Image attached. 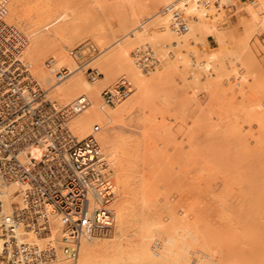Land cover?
Wrapping results in <instances>:
<instances>
[{"label": "bare ground", "instance_id": "bare-ground-1", "mask_svg": "<svg viewBox=\"0 0 264 264\" xmlns=\"http://www.w3.org/2000/svg\"><path fill=\"white\" fill-rule=\"evenodd\" d=\"M35 1L37 2V0ZM214 1L209 3L208 5H203L200 3L199 0H161L162 15L160 14L161 16L158 19L160 21H157L160 23H158V25L155 24L156 26H158V27H155V30L156 28H158V31L156 30V32L160 34L162 42L167 41L170 44L171 42H173L174 44H177L176 46L174 45L175 47L179 46L178 49L176 48V50H181L179 48L183 47L184 49L185 46H183V44L185 45L188 42V39H186L187 37H184L186 34L188 36L190 34L191 36L193 35V38L195 36L198 37L200 35L199 37L201 39L203 38L202 37L203 35L201 34L206 33L205 32L206 30L212 29V30H209V32L213 30H217L215 28L217 27L215 23H217L219 21V18L221 17H223V20L225 19L224 18L225 13L220 9L219 4H221V2L224 1L226 2V6L232 7L230 3L233 0H214ZM8 2L10 3L7 4L5 20L7 21V17H9V18H12L11 20L13 21L16 20L14 21L15 23L17 22L20 23L19 24L20 26H18V24L14 23L15 24L14 25L12 24L13 22L9 23V20L7 21L13 27V30L16 36L18 37V39L23 43L22 58L23 60L25 59L24 62L28 65V68L30 67L29 69L30 73L35 78V80L41 85V87L46 91L47 97L50 98L51 96L52 97L54 96L55 99H57V101L60 99L63 102V104L61 105H66L72 102L74 99H76L80 95L84 94L87 96L89 100L88 106L83 111L76 113L68 123V128L70 132L69 136L73 140L78 141L86 137L89 134L96 133L97 135L96 134L95 135L98 136V138L95 135L94 136L96 140L98 141L100 148H101V152L103 156L105 157L109 165V168L111 170L110 174H111L113 184H114L115 195H117V199L114 200L113 198L112 202L110 203V207L114 211V223H113V228H112L113 233L112 234L110 233L111 236H109V238H104V236H108L110 234L104 235V236L82 237L79 240L78 254H77L76 260L74 261L75 262L74 264H264V144L259 143L261 146L257 147L256 145L257 141L255 143V141L252 140L254 137L256 138V136L258 140V134L261 133L260 131L262 130H259L258 134L253 133V135L255 134L254 137L252 136L253 138L249 137L252 134V133L250 134L249 132L250 129L249 131L246 130V132H249L247 134H245L246 132L243 131V133L245 134V137L247 135V138L248 137L251 138L250 140L253 141L252 142L253 144L251 142H247L246 140L243 141L241 137L244 136V134L242 135L241 133H238L242 136L237 137L239 136L237 134L239 130L237 131L236 129L237 127L236 125L239 124L238 121L236 120L233 121L232 117L234 116L231 117L229 115L230 110L229 112H227L226 110L228 109L224 107L225 110L222 114H224L225 116L228 115L231 117V118L227 117L228 119L226 118V120H229L228 123L222 117L223 119L221 120L224 121L223 123L225 122L227 123L225 125L223 124L224 126H226V127L223 126L224 131H222L221 133L216 132L217 134L214 133L215 132L214 131L213 132L214 135H212L213 133L211 132V136H208L210 134H207V132L205 131L204 135L205 136L207 135V137H203L204 139L206 138L205 140L201 139V142L202 141H204L203 143L206 142L205 145H207V147L205 148H207V150L205 148L203 149L209 152L210 157L207 155L208 158L205 159L206 154L204 153L206 152L204 153L202 152L205 155V158L200 160V163L199 165L197 164L198 165L197 167H195L196 165L195 161L197 160H193L194 162L191 160H188L189 161L188 162L186 160L187 161L186 167L188 163L193 162L192 168L195 167V169L192 171L190 167L191 164L189 165L191 171H186L187 169H189L188 167L187 169L181 168V170L183 169L184 172H182L183 170L181 171L182 173L178 172L182 176V178L180 177L181 179L178 182H176V179L180 175L179 174L177 175L176 173H174L178 177H174L175 179L171 178L172 181H174L172 184L173 185L172 187V185L170 184L172 181L170 180V178H166L168 175H165V172L164 173L160 172V173H161V176L163 174L166 179L163 176L161 178L159 177V169H161V167L162 168L164 167L162 169L164 171L165 164H167L166 162L170 161L168 155H170L172 159V155H171L172 152L169 150V152L171 153L166 155V153H163L159 150V149H162L163 147L160 148V146L157 145V142H154L155 140L152 139V136H150L151 140H148L150 137L148 138L147 136L143 135L140 137L141 138L147 137V140L151 141V143L153 142L155 145L153 147V143L149 144V145H152V147L150 148V146L149 147L147 146L148 148L146 150H148V152L145 153L147 155H143V150L146 148V144L148 143V141H143V142H146L145 147H144L142 146L140 142L141 140L136 137L137 135L134 137H132L133 135H130L131 138L127 139V137L123 136V134L120 131H117V129L119 128L120 124H122L121 121L127 122L126 116H129V115L131 116L132 112H137L140 110L143 111L142 109L145 107L144 106L145 100L148 99L146 96L149 92L155 90V94H156L157 90L162 91V88L160 89L158 88V86L161 87V83L165 84L166 82H162L161 78L162 76H166L164 75V73L167 72L166 70L167 68H170V72L173 74L174 73L173 70L176 71L175 70L176 63L173 64L174 68H172L170 66L171 62L166 61V58H167L166 54L162 53L163 55L161 54V57H160L161 59L157 60V64L159 65H155L157 66V69L153 70L152 71L153 73L148 72L149 75L146 76L147 74L142 72L143 70L140 71L136 68L137 63L136 64L133 63L129 50L124 48V46L121 47L120 49L118 47L117 49L119 50L115 49V51L117 50L116 53H113L110 56L107 55L106 57L102 54L101 56H99L98 58L94 60L95 63H99V66L101 68L100 73H103L104 76L98 77L94 81H87L83 77L81 70H79L81 65L79 66L75 65L74 58L71 57L70 55H66L67 52L66 53L63 52V47L67 48L69 45H71L72 43L71 38L75 39L79 37V36L76 37L78 34L77 30L79 31V29L75 25L76 17L75 18L73 17L72 27H70L71 30H67V32H65L66 31L65 27L64 29L60 27L59 25L56 27V24H57L56 22H60V20H62L68 15L67 13H65V11H62L61 8H63V6L61 4L60 6H56V4L55 6L52 5L50 8L48 7V9L44 8L42 10L43 14L41 13L42 14L41 16H39L40 14L39 15L37 14L38 16L36 15V18L33 17L34 18L33 19L31 16H29L32 14V13L31 14L29 13L32 11L33 7L29 8L30 7L29 6L26 12L23 7L20 8L22 0H11V1L8 0ZM12 2H14V4L15 3L20 4L17 7L20 9L23 8L22 10H24V12H26L27 14L24 12L17 13L16 12L17 9H15L16 6L15 5L12 6ZM24 2L26 1L24 0ZM259 2L260 4H257L256 2H254L255 4H253V9H251L250 11L251 12L250 18L244 20L245 22L243 21V24L245 23V26L250 28L251 30H252V26L254 29L257 23L259 24L260 20L258 16L261 12H264V0H260ZM176 3L180 7V9H182V16H183L184 21L186 22V28L188 27V30H186V28L183 29L184 31L182 30L184 32L183 38H181L182 34L180 31L175 32L173 30V20H172V14L170 11V6L173 4L175 5ZM222 6L224 7L225 4ZM34 9L35 8H33V10ZM37 10L40 11L39 8ZM36 12H34V14ZM34 14H32V16ZM187 19H189V23L187 22ZM39 20H42V22L44 20L43 24L36 25L39 23L38 22ZM220 20H221L220 22L223 21L222 18ZM52 24H55V28H53L54 25ZM187 24H189V26H187ZM50 25L52 27H49ZM42 26H44L43 28L44 30L41 28ZM20 28H22L25 31L27 30V34H24L25 32L22 33L23 30ZM47 28H52V29L47 30L48 31L47 32L46 31ZM152 29L154 30V27ZM41 30L47 33H39ZM133 30H138V26L137 27L135 26ZM185 31H186V34H185ZM50 32H53L56 38H57V35L59 37L60 35L62 36L60 38L58 37L59 39L57 40L56 38L54 39V36H52L53 34H51ZM65 33L69 35L70 42L69 41L65 42V40L63 41L62 37L65 36ZM178 33L181 35L179 36ZM216 33L214 32V34ZM25 36H26L27 41L25 39ZM204 37H207V35L205 34ZM61 38H62V41L60 40ZM25 41L26 43L24 47ZM148 41L149 40H148L147 35L144 33V31L143 32L141 31L140 33L137 34L136 40L132 42L130 41L129 44L140 43L141 45H144V43L147 44ZM180 43L182 44V46H180L181 45ZM195 50L193 49L192 51H195L196 53L197 48ZM49 52L52 53L51 59L55 63L54 65L56 69L60 67H66L69 70L70 74L67 76V78H64L65 80L64 79L60 81L56 80L55 75L53 74L52 70L47 68L45 63H44L45 66H42L43 57L46 56V54ZM176 53L178 55V56L176 55L178 59L175 56L176 58L175 62L177 60L178 62H181L183 68L186 66L188 67L189 65L191 66L192 62L190 61L189 58H187V55L181 52H178V51ZM184 53H186V51ZM201 55L203 56V54ZM205 55L206 53L203 56L205 60L200 59L197 62H193L194 68L192 69L197 70L196 73L193 71L194 76H196V78L199 77V75L201 77V74L199 73L200 71L204 72L205 70L207 72V70L210 69L211 62H213L212 59L216 56V53L210 52V54L207 56L208 60H206ZM26 58L29 60L30 63L28 62ZM209 59H211L212 61ZM215 62L218 64L220 63L218 61H215ZM226 67L223 66L220 68L226 69ZM171 68L173 69L172 71H171ZM232 69L234 70V68ZM206 72L204 73L206 74ZM225 72H224V75L226 74ZM119 73L128 74L135 81V89L134 88L133 89H134V92H136L135 94L136 97L135 98L130 97L129 100L126 98L127 101L126 100L125 102L121 101L119 103H116L114 106H106L102 102L101 92L106 89H113V87L105 88V86L108 84V82L113 77L116 76V74H119ZM171 73L169 74L171 75ZM204 73L202 76H205ZM214 73H216V71ZM220 73L218 77L219 79H221L223 75L222 74L223 72H220ZM206 76L204 78H207ZM209 76L211 77V75ZM204 78H202L204 80L203 83H207L208 86L210 85L214 86L216 89L218 88L216 87L217 85L216 83L217 82L220 83L221 81L220 80V81L215 82L214 81L215 78H212L213 80H210L209 78H207L208 80H206ZM218 78H216V80ZM233 78H235V76ZM172 79L173 78L171 77L170 80ZM192 79L197 80L195 79V77ZM165 85H167V83ZM173 85H175V83ZM208 86L206 88H208ZM225 88L227 90V86ZM228 89L232 90V86L231 88H228ZM217 90H218V93L222 92V90L219 92L220 90L219 88ZM48 91L51 92V96H49L50 93ZM134 92H132V94ZM166 92H164L165 95H167ZM171 92L172 91L170 90V93ZM222 95H225V93L223 92ZM162 96L165 98L164 100L166 101H168L171 97V96L166 97L164 96V94ZM220 96H221V93H220ZM226 96L228 95H225L223 97H226ZM195 99L197 98L195 97ZM209 100L210 98L207 99V102ZM212 100H214V98ZM226 100L227 102L231 101L230 99L228 100L227 98ZM224 102L225 101H223L221 105L224 104ZM168 103H166V106L168 105L167 108L170 107L171 109L172 104H170L169 101ZM171 103H173V100L171 101ZM205 103H206V100H205ZM184 104L187 105V103H184ZM225 104L223 106H227ZM229 104H231V102ZM164 105L165 103H163V106ZM216 105H212V106L218 109L219 106L217 105L216 107ZM148 106L149 105H147V107ZM172 106H175V105H172ZM205 106L203 107L204 112L206 109L208 110V108L205 109ZM233 106L235 108V106H237L236 103H233ZM230 108L233 109L232 107ZM178 109L180 110V108ZM219 109L221 110L222 108H219ZM237 109L239 110V108ZM164 110H167V109H164ZM210 110H212V107ZM262 110L257 109V111L259 112L254 111L258 114L257 115L255 113L256 115L254 116L256 117L250 114L253 117L252 118L253 121L254 120L257 121L258 119L260 120L262 117H264V112L262 113L260 112ZM171 111H174V109H171ZM142 113H145V111ZM217 114H221V113H217ZM145 115L147 114L145 113ZM241 117L243 116L240 115V117H238L239 120L245 119L244 118L245 116L243 117V119ZM144 118H146V116ZM178 118H180V116H178ZM252 119L250 121L248 119L244 120V122H247V123L251 122V124L253 125ZM166 121L168 122L170 120L167 119ZM206 121L210 123L209 120H206ZM144 122H146V120ZM196 122L197 121H195V123ZM200 122H202V120H200ZM262 122L264 121H261V123ZM149 123L151 124L150 121ZM212 123L214 122H211V124ZM234 123L235 125L233 126ZM258 123L259 122H257V124ZM219 124L221 125L220 122ZM240 124L242 123L240 122ZM251 124H250V127H252ZM193 125H194L193 128L195 127L197 128L199 126V125H195L194 122H193ZM220 125L218 126V128H220ZM262 125H264V123H262ZM159 126L161 128L160 132L162 134L165 131L164 128L168 129L167 127H169V126L163 127L161 125ZM210 126H213V125H210ZM180 127L183 128V124L180 125L179 128ZM232 127L234 128V132L231 131L233 130ZM143 128L145 127L143 126ZM153 128H156V126ZM162 129L164 131H162ZM185 129L188 130L190 129V127H188V129L187 128ZM221 129H222V125H221ZM235 129L237 132L235 131ZM245 129H248V128H244V130ZM254 129H252L251 131H253ZM169 130H171V128ZM199 130L200 129H198V132L201 134V131ZM210 130L211 131L214 130V127L213 129L211 128ZM242 130L243 129H241V132ZM148 131L150 132L151 130L149 129L147 130V132ZM172 131L175 132V130L173 129ZM172 131H171L172 135L170 134V131L169 132L165 131V133L166 132L168 133V134L166 133L167 136L166 135L164 136V134L161 135V133L160 134L157 133V134H159V137L160 135L163 136V139L167 137L166 139H167V142L169 143L167 144L176 149V147L178 146V143L174 142V140H176L175 136L177 135V133L175 132L176 134L174 135ZM185 131L183 129L182 133H184ZM235 132L237 136L233 134ZM153 133L151 132V134ZM192 134L193 133H191V135ZM187 135L189 136L188 138H191L190 133H188ZM260 135L262 134H259V138L264 140V136L260 137ZM153 137H155L156 139L155 134L153 135ZM194 137L197 138L198 140V137L196 136ZM245 137L243 138L245 139ZM179 138L181 139L180 136ZM260 139H259V142L262 141ZM129 140H132V141H129ZM143 140L145 139L143 138ZM181 140L184 142L186 141L185 139L184 140L181 139ZM194 143H192L191 141L190 144H192L191 146H194V145L196 147L198 146L197 149L200 147V145L203 144L202 143V144L197 145L196 141ZM165 144H166V141H165ZM140 145L141 147H144L143 150L140 147ZM167 146H165V149ZM180 147L185 148L184 145L183 146L181 145V142H180ZM202 147L200 148L202 149ZM177 149H178V153L180 157L181 156L180 154L181 151L179 152L180 148H177ZM189 151H192V150L190 149ZM183 153L184 152H182V154ZM179 157L176 158L175 156L176 159H174L173 157L174 160L172 161L174 162L177 159L180 160ZM184 159L185 158L181 159L182 163L180 164H182V167H183ZM172 161L170 162V164L172 163ZM177 162L179 161L174 162L175 164L173 163L174 167H172V164H171L172 170H175L174 168H176V170L180 169L179 163ZM177 165L179 168L177 167ZM141 169H142V172L140 173ZM172 170H171V173L173 174V172H175L176 170L175 171H172ZM114 171H115L116 176L114 175ZM169 172L170 171H168V174L170 177L171 173ZM173 176L174 175H172V177ZM159 178L160 180L161 179L163 180L164 178L165 181L168 179L165 183L169 184V188L168 187L165 188L166 185L164 184V180H163V184H160L161 182H158L159 186L155 184L157 183ZM168 181L169 182L171 181V182L169 183ZM161 186H163L162 189H159L161 188ZM157 187H159L158 188L159 191L156 192L155 190H158ZM163 188H165V191H163ZM161 190H162V193H161ZM15 198L16 197H14V199ZM44 237L45 238L41 240V239H37L36 236H34L31 233L25 235V238H27V240L37 241L39 243L43 241H47V240H50L52 242H57V247H56L57 254L50 264H71V261L68 259V257L65 254H63L61 251V247L65 245L66 242L63 239L61 226L57 218H53L51 222V226L48 228V231L44 234Z\"/></svg>", "mask_w": 264, "mask_h": 264}, {"label": "built area", "instance_id": "built-area-1", "mask_svg": "<svg viewBox=\"0 0 264 264\" xmlns=\"http://www.w3.org/2000/svg\"><path fill=\"white\" fill-rule=\"evenodd\" d=\"M199 1L208 5L214 0ZM7 4L8 0H0V264H50L57 242L39 243L25 235L43 240L53 218L58 219L66 242L61 251L74 264L82 237L112 231L111 170L93 135L78 141L69 136L68 123L88 106L87 96L66 105L47 97L22 58L23 43L5 20ZM170 11L173 30L185 29L177 3ZM97 52L91 43L68 49L73 58ZM134 56L140 68L157 64L149 48ZM54 64L51 58L45 61L56 80L70 74ZM98 75L93 69L87 72L90 81ZM130 92V83L122 80L101 92L102 102L114 106Z\"/></svg>", "mask_w": 264, "mask_h": 264}, {"label": "rangeland", "instance_id": "rangeland-1", "mask_svg": "<svg viewBox=\"0 0 264 264\" xmlns=\"http://www.w3.org/2000/svg\"><path fill=\"white\" fill-rule=\"evenodd\" d=\"M25 1L26 2H24V0H22V3L24 5L20 2L22 6L20 4H16V3L14 4V2H12V6L13 5L16 6V7L15 6L14 7H15V9H17V11H16L17 13H19V12L22 13V12H24V10L27 12L29 6H30L29 8H32V7L35 8L34 10L32 8V11L30 13L28 11L29 14H31V13L34 14V12L37 11L34 14L35 16L34 15L32 16V14L29 15L32 18L33 17L36 18V15L37 14L38 15L40 14L39 16H41L43 14L42 13V10L44 8H47L48 9V7L50 8L52 5L55 6V4H56V6H60V4H61L63 6V8H61L62 11H65V13H67L68 15L65 18H63L62 20H60V22H56L57 24L56 23L55 24H56V27L58 25L60 27H62L63 29L65 27V30H66L65 32H67V30H71L70 27H72L73 17L74 18L76 17V19H75V23L76 24L75 25L79 29V31L77 30V33L78 34L80 33L79 35L77 34L76 37H78V36L79 37L78 38H75L76 40L74 38L73 39L71 38V40H72L71 45H69L67 48H64L63 47V52L64 53L67 52L66 55H69L68 54V49H71V48H73V47H75L77 45H80L82 43H91L97 49V51H98L97 53H94V54H91V55L89 54V55H86V56L81 57V58H74L75 65H78V66L81 65V67L79 68V70H81V73H82L83 77L87 81H90V79L87 76V72L89 71V69L96 70L99 73L98 77L104 76L103 73H100L101 68L99 66V63H95L94 62V60L96 58H98L102 54L105 57L107 55L110 56L113 53H116L117 50H119L123 46H124V48H126V49L129 50L130 55H131V59L133 60V63L134 64H136V62H134L135 58H133V57H135L134 54L137 51L144 50V49H147V48H149L154 53V55H155L154 57L156 59L158 58L157 60L161 59L160 57H161V54L162 53L163 54H166V56H167L166 61L167 62H171L170 66L172 68H174L173 64L176 63L175 64V66H176L175 67V70L176 71H174L171 68V71L173 70V72H174L172 74L170 72V68H167L166 70H167L168 74H167V72H165L164 75H166V76H162V78H161V81L162 82H166L167 83V85H165L166 83L164 84V83H161L160 82L161 83V87L158 86V88H160V89L162 88V91L163 92L162 91H159L157 89H156L157 90L156 91V94H155V90L149 92L147 94V96H146L148 99L145 100V104H144V106H145L144 108L145 109L143 108L142 109L143 111L140 110V111H137V112H132L131 113V116L129 115L130 117L129 116H126L127 117V122H125V121L122 122L121 121L122 124H124V123L125 124L124 125L120 124L119 128L117 129V131H120L123 134V136L127 137V139L128 138H131L130 135H133L132 137H134V136L137 135L136 137L141 140V141L140 140L139 141L141 142L142 146H144V147H145L146 142H143V141L151 140V137L150 136H152V139L155 140L154 142H157V145H159L160 148L163 147L162 149H159L161 152L166 153V155L167 154H170L172 152L171 153L172 159H171V156L168 155L170 161H167L166 162L167 164L164 163L165 164L164 171L162 170L164 167L162 168L160 166L161 167V169H159V177L160 178L162 176L165 178V176L163 174L161 176V173H164L165 172V175H168L166 178H170V180L172 181V179L174 177H178L177 175L179 174L180 176L176 179V182H178L182 178V176H181L180 173L184 172V170L182 169L183 170L182 171L181 168L187 169V167H188L189 169H187L186 171H191L190 170V167H191V169L193 171L195 169V167H197L199 165L200 160L205 158V155L204 154H206V158L205 159H207L210 154H209V152L205 151V149L207 150V148H205V147H207V145H205L206 142L205 143H203L204 141L201 142V139L202 140H205L206 139V138L204 139L203 137H207V135L206 136L204 135V132L206 131L207 134H210L208 136H211V132L213 133L214 131H215L214 133H216V132L217 133H221L222 131H224L223 126L225 124H227L228 121H229V120H226L227 117L234 116V117H232L233 118L232 119L233 121L236 120V121H238L239 124H240V122L242 123L240 125L238 124L240 127L238 125H236L237 126L236 127L237 131L239 130L237 132L236 129H235V131L237 132V134L238 133H241L243 135L244 134L243 131L246 132V130L249 131V129H250L249 132H250V134L251 133L252 134L249 137H252V136L254 137L255 134H258L259 133V130L264 131V125H262V123H264V122L261 123V121H264V120H262V119H264V117L261 118V116H260L261 119L260 120L258 119L257 121L256 120L253 121V119H252L253 118L252 115L254 116V115L257 114L256 112H259V111H257V109L258 110L264 109V99H262V98H264V12H261L259 14L258 17H259L260 22H259V24L257 23V25L255 24L256 27H254V29H253V26H252V30H251L250 28H248V27L245 26V23L243 24V21L244 20L250 18V13H251L250 11H251V9H253V4H255L254 2H256L257 4H260V2H259L260 0H233L230 3L232 5V7L231 6H226V2H224V1L221 2V4H219V7L225 13V17H224L225 19L223 20V17H221L223 21L220 22L221 21L220 20L221 18H219V21L217 23H215V25L217 26L215 28L217 30H213V31L215 33L216 32L217 33L214 34L213 31H210L209 32V30H212V29H208V30L205 31L206 33L201 34V35H203L202 36L203 38L200 39V37H199L200 35L198 37L195 36L193 38V35L191 36V34H190L188 36L186 34V31H185V34L186 35L184 37H187L186 39H188V42L187 43L185 42L186 43L185 45L183 44V46H185L184 49H183V47L182 48L181 47L179 48L181 50H176V48L178 49L179 46L178 47H175L177 44H174L173 42H171V44L168 43L167 41H163L162 42V39H161L160 34L158 32H156V30L158 31V28H156V30H155V27H158L155 24L158 25V23H160V22H157V21H160L158 19L162 15V11H161V8H162L161 0H37V2L35 0H33V1L32 0H25ZM250 1H252V2H250ZM9 3L10 2H8V4ZM57 4H59V5H57ZM224 4H225V6L223 7L222 5H224ZM19 5H20V8L23 7L24 10H22L23 8L22 9L18 8L17 6H19ZM14 7H13V9H14ZM36 8L37 9L39 8V10L41 12L38 11ZM26 12H24V13H26ZM11 19L12 18L7 17V21L9 20V23L10 22L11 23L13 22L12 24H14L15 23L14 21H16V20L13 21ZM45 20H46V18H45ZM40 21H41V23H40ZM38 22L39 23L36 24V25H41V24H43L44 20H43V22H42V20H39ZM187 22L189 23V19H187ZM15 24H18V26H20L19 25L20 23H18V22L15 23ZM55 24H52V25H54L53 28H55ZM69 25H71V26H69ZM135 26L136 27L138 26V30H133V28ZM187 26H189V24H187ZM49 27H52V26L50 25ZM153 27H154V30L152 29ZM41 28L43 29L44 26H42ZM20 29H22V28H20ZM51 29L52 28H47L46 31L47 30H51ZM43 30H41L39 33H47L48 32V31L47 32H44ZM186 30H188V27L186 28ZM141 31L142 32L144 31V33L148 37V40L149 41L147 42V44H145V43H144V45H141L140 43H138V44H129L130 41L132 42V41L136 40L137 34L140 33ZM183 31H180L181 34H182V37L181 38H183V34H184ZM23 32H25L24 34H27V30L26 31L23 30L22 33ZM50 33L53 34L52 36H54V39H55L56 38L55 34L53 32H50ZM181 34H179V36ZM205 34L207 35V37H204ZM61 36L62 35H60V37ZM58 37L59 36L57 35V38H56L57 40L60 38V37L59 38ZM214 37H216V38H214ZM62 38H63V41L65 40V42H68L69 41V35H67V33H65V36L62 37ZM62 38L60 39L61 41H62ZM25 39H26V36H25ZM201 40H202V42H201ZM26 41H27V39H26ZM26 41L24 42V47H25ZM171 45H173V46H171ZM180 46H182V44ZM118 47H119V49H117ZM185 48H186V50H185ZM196 48H197V52H196L197 54L195 53V51H196L195 49ZM115 49H117V50L115 51ZM193 49L195 51H192ZM184 50L186 51V53H184L185 52ZM177 51L178 52H181V53H183L185 55H187V58H189L190 61L192 62L191 63V66L189 65L188 67L186 66V67L183 68L181 62H178V60L175 62V60H176L175 56L177 55V53H176ZM210 52L211 53H216V56L213 59L211 58L213 60V62H211L210 69L207 70V72L204 70V72H206V74L204 72L200 71L199 73L201 74V77L199 75V77L196 78V76H194V72L196 73L197 70L196 69L195 70L192 69V68H194L193 62H197L200 59L201 60L202 59L205 60L203 58V56H204L205 53H206L205 58H206V60H208L207 59V56L210 54ZM201 54H203V56ZM229 55H231V56H229ZM48 58H52V53L49 52V53L46 54V56L43 57L42 66H45L44 63H45V61ZM91 59H93V60H91ZM177 59H178V57H177ZM211 59H209V60H211ZM220 59H222V60H220ZM214 60L215 61H218L220 63L218 64ZM28 62H29V60H28ZM156 65H159V64H156ZM218 65H219V67H218ZM223 66L224 67L227 66L226 69L220 68V67H223ZM136 68L138 70H140V71L143 70L142 72L146 73L147 74L146 76H148L149 75L148 72H152L153 70H156L157 69V66H155V67H153L151 69H148V70L143 69V68H139L138 65L136 66ZM232 68H234V70ZM29 69H30V67H29ZM212 69H213L214 72L216 71V73H214L212 71ZM200 70H202V69H200ZM225 70H226V72H225ZM220 72H223L222 73L223 75H222L221 79L218 78ZM224 72L228 76L226 74H225L226 75L225 76L224 75ZM229 72H231V73H229ZM169 73H171V75ZM203 73L205 74V76L207 75L206 77L209 78L210 80H213L212 78H215V80H214L215 82L221 80L220 83H218V82L216 83L217 84L216 87H218L220 89L219 92L223 88H225L226 86H227V90H226V88L223 89L222 92H220L221 93V96H220V93H218V90H217L218 88L216 89L214 86H211V85L208 86L207 83H203L204 80L202 78L205 77V76H202ZM233 74H235V75H233ZM176 75H178V76H176ZM209 75H211V77ZM220 75H221V73H220ZM169 76H171L173 78L172 80H174V81L170 80L171 77H169ZM174 76H176V77H174ZM192 76H194L195 79H197V80L192 79V78H194ZM234 76H235V78H233ZM35 77H37V76H35ZM98 77H96V79ZM207 78H204V79L208 80ZM216 78H218V79L216 80ZM122 80H126L131 85V92H130L131 94H129L126 98L128 100L130 99V97H134L135 98L136 97V95H135L136 92H134V89H135V81L128 74H120V73L119 74H116V76L113 77L108 82V84L105 86V88L106 87H115ZM214 81H212V82H214ZM172 82H173V84L175 83V85L177 87L175 85H173ZM199 83L202 84L203 86L200 85ZM198 84H199V86H198ZM162 85H163V87H162ZM207 86H208V88H206ZM231 86H232V90L231 89H228V88H231ZM209 87H211V88H209ZM170 90L172 91L171 93H170ZM225 90H226V92H225ZM132 92H134V93L132 94ZM160 92H161V94H160ZM164 92H166L167 95H165ZM223 92L225 93V95H228V96L223 97V96H225V95H222ZM49 93H50V95L49 94L48 95L51 96V92H49ZM163 94L166 97L171 96L170 99L168 98L169 99L168 101L170 102V104L175 105V106H172L171 105V109H174V111H171L170 107L167 108V106L169 105V103H168V101L164 100L165 98L162 96ZM156 95H158L160 97H158ZM161 96H162V98H161ZM212 96H213L214 100H212L213 99ZM195 97L197 99H195ZM50 98H52V100H55L59 104H63V102L60 99L57 101V99H55L54 96L53 97L51 96ZM126 98L124 100H122V101L123 102H125V100L127 101ZM206 98L207 99L210 98L211 101L209 100L207 102V99ZM226 98L228 100L230 99L231 101L227 102ZM172 100H173V103H171ZM205 100H206V103H205ZM241 100H242V102H241ZM219 101H221V102H219ZM223 101H225L224 104L226 103L225 105H227V106H223L224 104L221 105V103H223ZM162 102L165 103L164 106H163V103ZM189 102H190V104H189ZM230 102H231V104H229ZM166 103H168L167 106H166ZM184 103H187V105L184 104ZM193 103H195V104H193ZM233 103H236V105H237V106H235V108L233 106ZM216 104L217 105L219 104L218 105L219 108H222V109L220 110L219 108L217 109L214 106H212V105H216ZM147 105H149V106L147 107ZM203 105L204 106L206 105L205 106V109L208 108V110L211 111V112H209L207 109L204 112L203 111L204 110V108H203L204 106ZM217 105H216V107H217ZM211 107H212V110H210ZM224 107H226L228 109V110H226L227 112H229V110H230V112H229L230 114L227 113L230 116H228V115L225 116L224 114H222L224 112V110H225ZM230 107H232L233 109H231ZM236 107L239 108V110ZM178 108H180L181 111ZM164 109H167V110H164ZM236 109H237V111H236ZM155 110H157V111H155ZM244 110H245V112H244ZM247 110L249 111V113H248ZM252 110H253V112H252ZM144 111H145V113L147 115H145V113H142ZM238 111H240V112H238ZM254 111H256V112H254ZM233 112H234V114H233ZM236 112H238V113H236ZM260 112L262 113V112H264V110H262ZM217 113H221V114H217ZM231 113H232V115H231ZM261 113H260V115H261ZM151 114H153V115H151ZM155 114H156V116H155ZM235 114L238 117H240V115H242L243 117L245 116L244 117L245 118L244 120H247L248 119L250 121L252 119L253 125L251 124V122H249L252 127H250V124L249 123L244 122V120H239V118L236 117ZM250 114H252V115H250ZM145 116H146V118H144ZM178 116H180V118H182V117L183 118L180 119V118H178ZM219 117H221V118H219ZM222 117L225 119V121H227V123L226 122L223 123L224 121L221 120V119H223ZM243 117H241V118L243 119ZM254 117H256V116H254ZM143 119L146 120L147 124H146V122H144L145 120H143ZM167 119L170 120V121L167 122L166 121ZM200 120H202V122L203 121L204 122L202 123V122H200ZM206 120H209L210 123H208V121H206ZM149 121L151 122V124L149 123ZM195 121H197L196 122L197 124L195 123ZM193 122H194L195 125H199L197 128L200 129L199 131H201V134H203V135H201L198 132V129L196 127L193 128L194 127ZM199 122L202 123V124H200ZM211 122H214V123L211 124ZM219 122L222 125V129H221V125L219 124ZM230 122H231V120H230ZM257 122H259L260 124L259 123L257 124ZM153 123H154V125H153ZM182 124H183V128L180 127V128H182V129H180L179 126L182 125ZM159 125H161L163 127L164 126L165 127L169 126L171 128V130H169L170 129L169 127H167L168 129H166V128H164V129H165V131H168V132L170 131V134L171 135H172V133H171L172 129L175 130V132L177 133V135L175 136L176 140H174V142H177L179 147L177 146L176 149H175L174 147L168 145L169 143L167 142V139H166L167 137L163 139V136H161L163 134L165 136L167 132L165 133V131L162 129V131H164V133L162 134L160 132L161 131V128H160ZM210 125H213V126H210ZM219 125H220V128H218ZM234 125H235V123L233 124V126ZM260 125H261V127H260ZM143 126L145 128H143ZM155 126H156V128H153ZM184 127L187 128V129H188V127H190V129L186 130ZM209 127H211L212 129L214 127V130L211 131L210 130L211 128H209ZM224 127H226V126H224ZM135 128H137V129H135ZM147 128H149L151 131L150 132L149 131L147 132V130H149ZM201 128H203V129H201ZM244 128H248V129H245L244 130ZM251 128L254 129V130L251 131L252 130ZM183 129H184V131L186 130L184 133H182ZM204 129H206V130H204ZM241 129H243L242 132H241ZM208 130H210V131H208ZM157 131H159V132H157ZM231 131L234 132V128ZM262 131H260L261 133H259V134H262V135H260V137L261 136H264V132H262ZM151 132L152 133L154 132V133L151 134ZM172 132H173L174 135L176 134L174 131H172ZM178 132H179V134H178ZM187 132L190 133V135H191V133H193L191 135V138H188L189 136L187 135L188 134ZM236 132L233 133V134L236 135ZM249 132H246L245 134H247ZM157 133H159V134L161 133L160 137H159V134H157ZM214 133L212 135H214ZM253 133H255V134L253 135ZM95 134L96 133H94V134L92 133L91 135L94 136ZM154 134L156 136V139H155V137H153ZM245 134H244V136H242L240 134H238L239 136H237V135L236 136L237 137H241L242 136L241 138L243 139V141L246 140L247 142H251V143L253 141H255V143H256V141H257V143H258V144L256 143L257 147L258 146H261L260 144H264V142H262L264 140H262V139L259 138V134H258V140H257V136H256V138L255 137L254 138L252 137L253 138L252 139L253 141L250 140L251 138H249V137L247 138V135L245 137ZM250 134H248V135H250ZM143 135L147 136L148 138L150 137V138L147 140V137H143L145 139V140H143V138L140 137V136H143ZM179 136L181 137V139H183V140L185 139L186 140L185 141L186 143L184 141H182L179 138ZM194 136L198 137V140ZM96 137L98 138V136H96ZM243 137H245V139ZM158 139H159V141L161 140L160 143H159ZM259 139L262 140V141L259 142ZM132 140H129V141H132ZM178 140H180V141H178ZM165 141H166V144L168 143L167 144L168 146L165 144ZM191 141H192V143H194L196 141L197 145L203 143L202 144L203 147H202V145H200V147H202V149L200 147L197 149L198 146L196 147L195 145H194L195 148H194V146H191L192 145V144H190ZM180 142H181V145L182 146L184 145L185 148L180 147ZM152 143H151V141H148V143L146 144V148L145 149H144V147H141V145H140V147L142 148V150L144 149L143 150V155H147V154H145L146 152H148V150H146V149L149 146L151 148L152 145H149V144H152ZM188 144H190V145H188ZM154 146L155 145L153 143V147ZM159 146H157V147H159ZM165 146H167L166 149H165ZM188 147H189V149H188ZM252 147H254V146H252ZM257 147H255V148H257ZM177 148H180L181 149V150L179 149V152L181 151L180 154H181V156L183 155L182 157L181 156L179 157V153H178V149ZM193 148H194V150H193ZM203 148H205V149H203ZM163 149H165L166 151L163 150ZM190 149L192 151H189ZM103 150H104V148H103ZM169 150L171 152H169ZM182 152H184V153L182 154ZM202 152L203 153L206 152V153L203 154ZM192 154H193V156H192ZM175 156H176V158L179 157L180 160L183 159V158H185L184 159V163H183V167H182V164H180V163H182V160H181V162L178 159L174 161V162L179 161V162H177V163H179V167H180V169H178L179 167L177 165V167H178L177 169L179 171L176 170V168H174L177 172L175 170H172V168H171V164H172V167H174V165H173L174 162L172 160L176 159ZM190 156H191V158H190ZM173 157H174V159H173ZM186 160L187 161L188 160H191V161L197 160V161H195V163H196L195 167L192 168V163L194 161L192 163L191 162L188 163V165L186 167V164H187V161ZM171 161H172V163L170 164ZM164 164H162V165H164ZM189 165H190V167H189ZM175 167H176V165H175ZM170 169L172 171H175V172H173V174H172ZM168 171H170L169 173H171L170 174V177H169ZM141 172H142V169H141L140 173ZM178 172H180V173H178ZM174 173H176L177 175L174 174ZM114 175H115V171H114ZM172 175H174V176L172 177ZM160 178L158 179L157 183H155L158 186H159V183L158 182H161L160 184H163L164 178H163V180L162 179L160 180ZM166 181L164 180V184L166 185L165 188H167V187L169 188V184H166L165 183ZM173 182L174 181H172L170 184L172 185ZM174 185H175V183H174ZM162 187L163 186H161V188L157 187V189L158 188L159 189H162ZM172 187H173V185H172ZM165 188H163V191H165ZM159 189L158 190H155V191L157 192V191H159ZM161 193H162V190H161ZM170 193H172V192H170ZM115 199H117V195H115L114 200ZM118 201H119V199H118ZM112 233H113V230H112L111 234ZM111 234L108 235V236H104V238H109V236H111Z\"/></svg>", "mask_w": 264, "mask_h": 264}]
</instances>
